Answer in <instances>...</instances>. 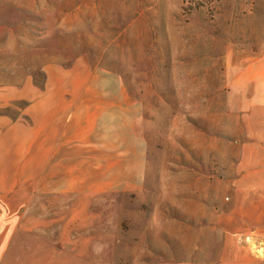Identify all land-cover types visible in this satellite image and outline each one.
<instances>
[{
  "label": "rangeland",
  "instance_id": "obj_1",
  "mask_svg": "<svg viewBox=\"0 0 264 264\" xmlns=\"http://www.w3.org/2000/svg\"><path fill=\"white\" fill-rule=\"evenodd\" d=\"M262 56L264 0H0V198L25 179L98 194L112 264L134 244L208 264L180 232L226 173L232 78Z\"/></svg>",
  "mask_w": 264,
  "mask_h": 264
},
{
  "label": "crops",
  "instance_id": "obj_2",
  "mask_svg": "<svg viewBox=\"0 0 264 264\" xmlns=\"http://www.w3.org/2000/svg\"><path fill=\"white\" fill-rule=\"evenodd\" d=\"M230 84L242 107L234 117L236 130L217 132L211 146L222 159L228 155L226 173L209 180L211 192L201 196L197 225L180 234L191 231L206 246L208 264H264V56L244 66ZM30 180L0 198V264H112L115 230L106 215L97 218L99 238L91 235L96 220L91 202L107 201L98 194L34 192ZM151 248L134 244L132 264H172L170 248L163 260Z\"/></svg>",
  "mask_w": 264,
  "mask_h": 264
}]
</instances>
